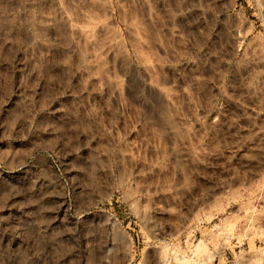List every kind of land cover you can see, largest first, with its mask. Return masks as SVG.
<instances>
[{
    "label": "rangeland",
    "instance_id": "374dc122",
    "mask_svg": "<svg viewBox=\"0 0 264 264\" xmlns=\"http://www.w3.org/2000/svg\"><path fill=\"white\" fill-rule=\"evenodd\" d=\"M263 217L264 0H0V264H264Z\"/></svg>",
    "mask_w": 264,
    "mask_h": 264
},
{
    "label": "bare ground",
    "instance_id": "6f19581e",
    "mask_svg": "<svg viewBox=\"0 0 264 264\" xmlns=\"http://www.w3.org/2000/svg\"><path fill=\"white\" fill-rule=\"evenodd\" d=\"M262 98H263V97H262ZM262 100H263V99H262ZM241 105H242V104H241ZM238 106H239V105H238ZM246 106H247V105H246ZM241 107H242V106H241ZM241 107H240V110H241ZM243 108H245V107L243 106ZM243 108H242V109H243ZM249 108H250V106H249ZM252 108H253V107H252ZM245 109H246V108H245ZM250 109H251V108H250ZM243 110H244V109H243ZM246 110H247V109H246ZM253 110H254V109H253ZM253 110H252V111H253ZM246 214H247V212H244V215H245V216H246ZM263 220H264V217H263ZM158 260H159L158 264H165V263H164V259H162L161 256L159 257Z\"/></svg>",
    "mask_w": 264,
    "mask_h": 264
}]
</instances>
